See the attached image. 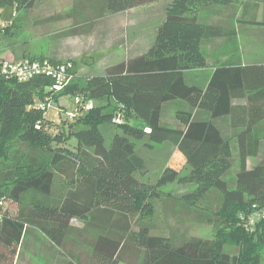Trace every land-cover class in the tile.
<instances>
[{"label": "trees", "instance_id": "16d2710c", "mask_svg": "<svg viewBox=\"0 0 264 264\" xmlns=\"http://www.w3.org/2000/svg\"><path fill=\"white\" fill-rule=\"evenodd\" d=\"M152 1L75 0L87 7L90 27L107 13ZM34 2L0 0V16L3 7L18 14ZM235 4L241 6L237 21L255 24L258 0H170L144 53L91 76L78 75L75 61L64 60L73 76L58 92L47 77L0 78V198L6 203L0 264H30L26 254L36 244L44 264H264V63L244 64L238 24L208 16L218 12L213 6ZM16 17L2 29L5 34ZM213 38L227 41L217 55L204 44ZM190 69L208 70L204 86L187 82ZM44 91L51 99L54 94L57 106H63V95L81 101L79 114L63 119L54 133L50 127L56 124L38 102ZM102 98L105 103H93ZM236 99L246 104L235 106ZM173 101L186 106L175 109L171 123L166 108ZM195 108L209 118H195ZM117 112L119 123L113 122ZM222 117L230 120L229 136L217 127ZM103 124L116 128L108 145ZM141 139L150 148L177 150L188 169L162 166L157 179L147 182L145 159L136 151ZM174 182L192 185L178 199L195 221L213 222L211 237L174 243L163 229L152 228L153 203L166 195L161 187ZM73 218L83 221L81 227L72 225Z\"/></svg>", "mask_w": 264, "mask_h": 264}, {"label": "rangeland", "instance_id": "374dc122", "mask_svg": "<svg viewBox=\"0 0 264 264\" xmlns=\"http://www.w3.org/2000/svg\"><path fill=\"white\" fill-rule=\"evenodd\" d=\"M169 1L170 0L152 1L146 4H141L137 6L135 10L131 11L134 13L141 12V14H143L141 17L144 19L148 18L149 26L152 27L160 23V18L165 10L163 8L169 3ZM258 2V7L255 9L253 7V10L251 7V10L255 13V24L251 23L242 25V23L237 21L240 18L241 13V6L239 4L213 6V8H218V12L215 16L208 15L211 21L216 22L224 19L228 22L235 21L236 24H238L239 35L237 40L241 53V60L244 63L264 61V36L259 34L260 30L264 31V0H258ZM81 7L82 8H79L76 5L75 0H37L33 8L31 7L27 10L20 9L18 14L15 13V9L12 6L1 8L0 60L15 61L21 58H27L24 57V55L28 54L35 57L41 56L51 61H55L53 55L55 56L60 52L82 50L83 39L88 36L91 27L89 26L87 18L89 17L87 14V7L85 5H82ZM76 8L78 9L76 10ZM76 11H79V13ZM66 14H71V16H67ZM120 14L124 13L121 12ZM15 15L19 20L15 23H11V33L5 34L2 29L5 26L10 25V21ZM119 17L122 18L125 16L120 15ZM119 17L117 19L107 17L105 20H100L99 24L103 21L102 23L104 24V27L110 29L111 32L101 30L98 32L99 34H97L98 37L111 34L112 36L114 35V39L116 33L113 30L117 29L115 26H118V23L122 25V22L120 21H123L120 20ZM124 19H126V17ZM95 21L93 24H96ZM140 22L142 24L140 26L137 25L136 30L144 28V21L141 20ZM72 27L79 29L77 34H71L69 32V29ZM95 28H99V26H96ZM137 34L138 33L136 32V35ZM210 41L212 40L205 41L207 45L205 48L208 54L214 52L213 50L216 48L213 43H209ZM103 52V49L95 50L91 54L98 57L103 54ZM83 56L76 57L75 61L78 63H75V66L81 64L80 60L81 58H84ZM101 64L103 63L83 65L82 69L78 70V73H76L79 75L99 74L102 72ZM108 64L110 63H107L106 65ZM106 65H104V67ZM53 95V100L51 99L50 103H54L46 107L44 112L45 117L56 124L54 127H50L52 133L63 126L61 121L66 119L65 110H70L74 106L73 97H70L69 95L59 97L58 102L62 103L63 106L55 105ZM49 97L50 95L44 91L42 98H40L38 102L47 104L46 101H48L47 99ZM105 102V98L93 101L94 104H103ZM66 122L69 123L68 121ZM100 131L104 136L105 144L108 145L116 128L113 125L103 124L100 126ZM73 140L75 142V139ZM146 142V139L136 141V151L145 159V168L148 172L145 176L147 182L153 183L157 179L162 166H170L179 169L181 173L188 169L184 157L178 151L171 149L169 152L162 145H156L153 148H150L146 146ZM232 160L233 170H236L238 162L236 153L233 155ZM251 163L252 159L249 158L248 164L250 165ZM191 188L192 185L190 184H179L177 182L169 183L161 187V191L166 192V195H163L153 203L154 212L149 223L153 229H163L174 243H179L190 236L211 237L214 232L213 222L200 223L195 221L192 217L191 208L178 199L181 194L189 191ZM82 222L83 221L80 219H72V225L74 227H76V225L81 227ZM74 234L75 233L73 232L72 236H74ZM81 248L82 253L86 252L85 248ZM224 250L228 251L230 254H235L237 252V247L224 246Z\"/></svg>", "mask_w": 264, "mask_h": 264}, {"label": "crops", "instance_id": "0c3cea01", "mask_svg": "<svg viewBox=\"0 0 264 264\" xmlns=\"http://www.w3.org/2000/svg\"><path fill=\"white\" fill-rule=\"evenodd\" d=\"M36 1L37 0H35V2ZM165 7L163 9H165ZM135 8H137V6L124 10V11H119L116 13H107L103 17L98 18L95 21L96 24L94 23L93 26L91 27L90 33L87 36L88 38L84 37L82 50H75V51L70 50V51L60 52L55 56L53 55L55 59L54 58H51V59H54L55 61H64L68 59L75 61L76 57H79V56L81 57L84 55L83 56L84 58L83 59L81 58L80 60L81 64L76 65L77 73H78V70L82 69L83 65L85 66L91 63H103L101 64L102 65L101 71L104 72L105 68L112 64L126 61L128 59H131L135 56H138L144 53L150 47V45L152 44L154 40V36H155V32H156V28L158 24L152 27L149 26V19L148 18L144 19L143 17H141L143 15L141 14V12L134 13L133 11H131V10H135ZM121 12H123L124 14H120ZM120 15L125 16L126 19H124L125 17H122V18L119 17ZM164 15H165V12L160 18V22L164 18ZM107 17L114 18V19H117L119 17L120 20H123V21H120L122 22V25L118 23L117 24L118 26H115L117 29L113 30L116 33L114 39H113L114 35L112 36L111 34L103 35L102 37H98L97 35L99 34L98 32H100L101 30H104V31L106 30V31L111 32L110 29L104 27V24L102 23L103 21L100 22L99 24L100 20H105L107 19ZM141 20H143L144 21L143 23H145V25L143 24L144 28L143 29L141 28L140 30H136L137 25L140 26L142 24L140 22ZM96 26H99V28H95ZM136 32L138 33L137 35H136ZM259 34L261 36H264V31L260 30ZM211 40L213 42L210 41L209 43H213V45H215L216 48L213 50L214 52H211L209 54L217 55L221 52L222 46L225 45L227 41L224 38H213ZM204 44L207 47L206 42ZM102 49L104 50V52L98 57H95L91 54L95 50H102ZM75 63H78V62L75 61ZM107 63H110V64L106 65ZM261 63H264V61L252 62V64H261ZM104 65L106 66L104 67ZM80 75H83V74H80ZM91 75H95V74H88V75H83V76H91ZM207 76H208V70L206 69H190V70L185 71V78L187 82L190 84L204 86L206 83ZM233 103L235 104V106H244L246 104V101L244 99H236L234 100ZM167 105L168 107L166 109L170 110L169 116L171 120L169 122L171 123L174 122L173 117H174L175 109L177 107L186 106L185 103H183L182 101H173V102L168 103ZM193 116L197 119H207L209 118V113L205 110L195 108V110H193ZM217 127L221 130V132L225 136L227 135L229 136V134H231L232 132L231 123L228 117H222L221 119H219L217 121ZM262 129H264V124L262 126ZM232 152H233V155L236 153V144L234 143V141H232ZM31 233H34V232L33 231L30 232L29 233L30 236H32ZM72 249L81 250L82 248L77 245L76 246L74 245ZM26 258H28V262L30 264H44L45 263L44 254L39 252V244H36L34 246V252L30 250L27 251Z\"/></svg>", "mask_w": 264, "mask_h": 264}, {"label": "built area", "instance_id": "2783aa9c", "mask_svg": "<svg viewBox=\"0 0 264 264\" xmlns=\"http://www.w3.org/2000/svg\"><path fill=\"white\" fill-rule=\"evenodd\" d=\"M72 65L70 62H53L47 58H21L15 61L0 60V78H11L18 82H24L36 77H47L53 80V85L50 89L58 92L67 84L72 78ZM47 104L40 103L41 108L50 106L51 98L47 99ZM76 106L73 109L65 110L66 118L73 120L78 114L79 109L77 105L81 103L78 96L74 97ZM121 121V113L117 112L113 118V122L119 123ZM5 201L0 198V220L3 216L5 208ZM253 221L251 220L250 223Z\"/></svg>", "mask_w": 264, "mask_h": 264}]
</instances>
